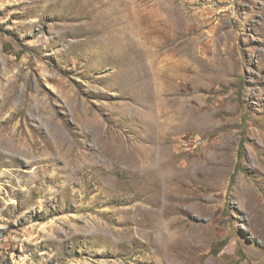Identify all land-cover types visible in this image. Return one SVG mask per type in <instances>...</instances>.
<instances>
[{"label":"rangeland","instance_id":"obj_1","mask_svg":"<svg viewBox=\"0 0 264 264\" xmlns=\"http://www.w3.org/2000/svg\"><path fill=\"white\" fill-rule=\"evenodd\" d=\"M0 264H264V0H0Z\"/></svg>","mask_w":264,"mask_h":264},{"label":"bare ground","instance_id":"obj_2","mask_svg":"<svg viewBox=\"0 0 264 264\" xmlns=\"http://www.w3.org/2000/svg\"><path fill=\"white\" fill-rule=\"evenodd\" d=\"M155 155H156V154H155ZM161 160H162V161H166V158L162 156V157H161ZM163 183H165V180H164Z\"/></svg>","mask_w":264,"mask_h":264}]
</instances>
